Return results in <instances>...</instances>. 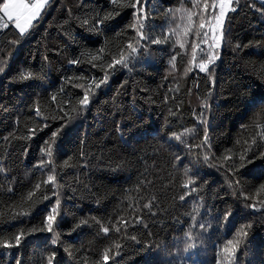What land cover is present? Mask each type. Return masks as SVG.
<instances>
[{
  "label": "trees",
  "instance_id": "trees-1",
  "mask_svg": "<svg viewBox=\"0 0 264 264\" xmlns=\"http://www.w3.org/2000/svg\"><path fill=\"white\" fill-rule=\"evenodd\" d=\"M212 5L49 0L23 34L4 18L0 264H264V0H232L218 48Z\"/></svg>",
  "mask_w": 264,
  "mask_h": 264
},
{
  "label": "snow or ice",
  "instance_id": "snow-or-ice-1",
  "mask_svg": "<svg viewBox=\"0 0 264 264\" xmlns=\"http://www.w3.org/2000/svg\"><path fill=\"white\" fill-rule=\"evenodd\" d=\"M46 3V0H36L35 3H30L29 0H3V3H0V13H2V16H0V25H4V18L7 19V21H14L15 22V28L19 29V32L23 34L26 29L32 24V21L37 18L40 15L41 9L44 7ZM137 4H139V0H137ZM232 4V0H213V7L219 8V13L215 17V24L213 25L212 31V45L210 47H219V37L215 34L216 29L219 28L225 18V15L227 11L230 9ZM131 7L135 8L137 5H130ZM208 5L207 2H205L204 5V11H207ZM188 21L189 24H191V15L188 16ZM135 27V25H134ZM200 27H204L203 22H201ZM153 43H160L158 40H154ZM181 47L183 45L181 44ZM129 48H131L132 52L135 53L136 49L132 48L131 45H129ZM193 58H195V46L193 47ZM216 57L213 55H209V60L208 62H202L198 65V68L201 72L207 71L208 63H211ZM123 56L121 57V60H123ZM75 63V61H73ZM116 63H119L117 61ZM125 68H127V64L124 65ZM99 87V85H97ZM82 104H87L88 103V97L85 95L84 99L81 101ZM39 110H37L38 112ZM53 137L57 135L56 131H53L51 133ZM241 159L243 160L244 157L242 156ZM54 179V177H49V180ZM59 204V201L57 200V205ZM254 207V206H253ZM57 219V207H52L50 211L47 213L45 220H46V228L49 233L52 232L53 230V223ZM108 229L105 228L104 232H107ZM22 233L19 235H16L15 237V244L19 246L22 238ZM53 244L56 243L55 240L52 241ZM229 245H232V248H225V252H234L235 251V246L234 242L229 240L228 241ZM6 248L12 247L11 244L6 243L4 245ZM54 255V254H53ZM104 260H108V256H104ZM49 264H52V257H49Z\"/></svg>",
  "mask_w": 264,
  "mask_h": 264
},
{
  "label": "rangeland",
  "instance_id": "rangeland-1",
  "mask_svg": "<svg viewBox=\"0 0 264 264\" xmlns=\"http://www.w3.org/2000/svg\"><path fill=\"white\" fill-rule=\"evenodd\" d=\"M44 9V7L41 9V12H42V10ZM231 10V7H230V9L227 11V13H226V15H225V18H224V21H223V23H222V25L219 27V28H217L216 29V32H215V34L219 37V44L221 43V37H222V29H223V26H224V24H225V21H226V17H227V14H228V12ZM40 12V13H41ZM218 13H219V8L217 9V13H216V15H215V17L218 15ZM40 16V15H39ZM39 16L37 17V18H35L32 22H34L36 19H38L39 18ZM215 24V19H214V22H213V24H212V28H213V25ZM212 35H213V31H212Z\"/></svg>",
  "mask_w": 264,
  "mask_h": 264
},
{
  "label": "crops",
  "instance_id": "crops-1",
  "mask_svg": "<svg viewBox=\"0 0 264 264\" xmlns=\"http://www.w3.org/2000/svg\"><path fill=\"white\" fill-rule=\"evenodd\" d=\"M48 1H49V0H46V3H45V5H44V8H45L46 4L48 3ZM42 12H43V10H42ZM42 12H41V13H42ZM41 13H40V15H41ZM14 25H15V22H14ZM18 30H19V29H18ZM26 30H27V29H26Z\"/></svg>",
  "mask_w": 264,
  "mask_h": 264
},
{
  "label": "bare ground",
  "instance_id": "bare-ground-1",
  "mask_svg": "<svg viewBox=\"0 0 264 264\" xmlns=\"http://www.w3.org/2000/svg\"><path fill=\"white\" fill-rule=\"evenodd\" d=\"M140 113V112H139Z\"/></svg>",
  "mask_w": 264,
  "mask_h": 264
}]
</instances>
